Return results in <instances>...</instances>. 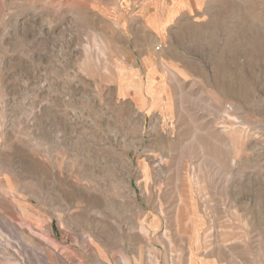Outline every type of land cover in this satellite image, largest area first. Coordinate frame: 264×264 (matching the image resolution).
Wrapping results in <instances>:
<instances>
[{"label":"rangeland","instance_id":"374dc122","mask_svg":"<svg viewBox=\"0 0 264 264\" xmlns=\"http://www.w3.org/2000/svg\"><path fill=\"white\" fill-rule=\"evenodd\" d=\"M0 264H264V0H0Z\"/></svg>","mask_w":264,"mask_h":264},{"label":"crops","instance_id":"0c3cea01","mask_svg":"<svg viewBox=\"0 0 264 264\" xmlns=\"http://www.w3.org/2000/svg\"><path fill=\"white\" fill-rule=\"evenodd\" d=\"M169 2H174V4L182 5V0H169ZM23 197L22 194L17 192H11L8 195V200L9 202H11V207L13 208V212L10 214V216H14L16 215V220H18V217L20 216L21 220H24V203H23ZM39 209L38 213L40 215V206L37 207ZM41 216V215H40ZM20 223V222H18ZM41 224H43V222H41Z\"/></svg>","mask_w":264,"mask_h":264}]
</instances>
